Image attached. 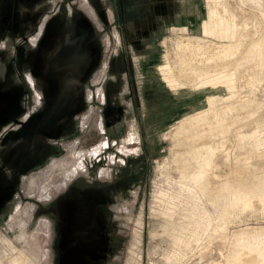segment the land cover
I'll use <instances>...</instances> for the list:
<instances>
[{
  "label": "rangeland",
  "instance_id": "374dc122",
  "mask_svg": "<svg viewBox=\"0 0 264 264\" xmlns=\"http://www.w3.org/2000/svg\"><path fill=\"white\" fill-rule=\"evenodd\" d=\"M207 5L0 0V264H264V0Z\"/></svg>",
  "mask_w": 264,
  "mask_h": 264
},
{
  "label": "bare ground",
  "instance_id": "6f19581e",
  "mask_svg": "<svg viewBox=\"0 0 264 264\" xmlns=\"http://www.w3.org/2000/svg\"><path fill=\"white\" fill-rule=\"evenodd\" d=\"M208 1H210V0H205V3H206V7L208 6L207 4H208ZM207 11H208V14H209V17L210 18H213V17H215V15H216V12L215 11H213L209 6H208V8L206 9ZM217 16V15H216ZM201 30H204V32L205 33H207L209 30H210V24H209V21H205V23H203L202 25H201ZM232 49V48H231ZM231 49H229V51L231 50ZM230 53V52H229ZM225 54V53H224ZM166 58V57H165ZM164 58V61H165V63H164V65H162V66H159L158 68H157V70H159V71H165V70H168V69H170L171 70V68H169V66H168V63H166V61H167V59H165ZM169 70V71H170ZM160 73V72H159ZM166 74V73H165ZM165 77V76H164ZM171 77V76H170ZM168 78V77H167ZM166 79V78H165ZM169 79V81H167V83L168 82H170V81H172L171 79H174V77L173 78H168ZM170 84H171V82H170ZM173 84H175V83H173ZM166 85V84H165ZM170 87H173V85H169ZM175 86V85H174ZM211 88V87H210ZM171 89V88H170ZM174 90H176L175 88H174ZM173 90V91H174ZM134 134L133 133H131L130 134V137H129V139H128V142H127V144L128 145H130L131 144V142H134V136H133ZM104 145V144H103ZM99 150H100V147H98V148H96L93 152H92V154H95V153H97V152H99ZM73 151V150H72ZM71 150L70 151H68V154L61 160V163H60V166H59V168H57V169H60V171L62 170V172H61V174H57L56 172H54L52 175H51V177L48 179V181L45 183V184H43L42 186H41V188L39 189L40 191H38V193H40V196L41 197H43V196H49V195H51V194H53V192L54 191H57V190H59L60 188H62V187H64V186H66L67 184H68V182L69 181H71L74 177H75V175H76V173H77V171L79 170V169H81V168H83L84 166H83V162H82V160H83V158H84V155L83 154H79L78 156H79V159H80V161H79V163H78V165L77 166H74L73 168H71L70 167V163H71V161L74 159V157L76 156L73 152H72ZM207 153H205L206 155L204 156V157H202V155L201 154H198L197 156H196V162H198L197 160H201L202 162H203V169H201L202 170V172H200L199 174H198V176L196 177V180H201L203 177H204V173H206V170L209 168V167H211V164H212V159H211V154L209 153V151H206ZM77 158V157H76ZM202 162L200 163V164H202ZM55 163V162H54ZM201 167V166H200ZM54 168H55V166H54ZM202 168V167H201ZM200 170V171H201ZM57 171V170H56ZM45 175V174H44ZM202 181V180H201ZM255 246V245H254ZM250 247V246H249ZM253 248V247H252ZM256 248V247H255ZM248 249V248H247ZM250 250H251V248H249ZM254 249V248H253ZM252 251V250H251ZM254 251V250H253ZM247 252V251H246ZM245 252V253H246ZM251 254H254V253H251ZM258 255V254H257ZM264 254H262V256H263ZM257 258V257H256ZM253 259V258H252ZM255 259V258H254ZM248 262H249V260H248Z\"/></svg>",
  "mask_w": 264,
  "mask_h": 264
}]
</instances>
